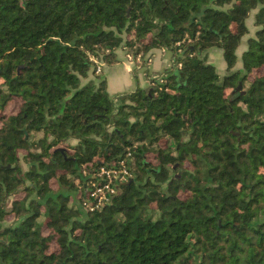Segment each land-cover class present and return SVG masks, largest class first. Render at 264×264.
Instances as JSON below:
<instances>
[{
  "label": "trees",
  "instance_id": "obj_1",
  "mask_svg": "<svg viewBox=\"0 0 264 264\" xmlns=\"http://www.w3.org/2000/svg\"><path fill=\"white\" fill-rule=\"evenodd\" d=\"M155 48L114 101L91 58ZM0 264H264V0H0Z\"/></svg>",
  "mask_w": 264,
  "mask_h": 264
},
{
  "label": "crops",
  "instance_id": "obj_2",
  "mask_svg": "<svg viewBox=\"0 0 264 264\" xmlns=\"http://www.w3.org/2000/svg\"><path fill=\"white\" fill-rule=\"evenodd\" d=\"M167 49H151L149 53L137 59H127L123 52H118L116 61L110 64L102 63L98 74L106 82L107 92L112 98L120 94L134 91L136 88L147 89L151 79L157 77L172 63V55L167 57ZM212 53L210 52L209 56ZM134 64H136L133 68ZM222 64V63H221ZM144 68L143 74L136 76L135 70ZM90 78V77H89Z\"/></svg>",
  "mask_w": 264,
  "mask_h": 264
},
{
  "label": "built area",
  "instance_id": "obj_3",
  "mask_svg": "<svg viewBox=\"0 0 264 264\" xmlns=\"http://www.w3.org/2000/svg\"><path fill=\"white\" fill-rule=\"evenodd\" d=\"M128 59H131L130 55H127ZM93 61L97 64L96 71L101 70V62H98L96 58L92 57ZM129 171L126 168L125 162L120 161L119 166H101L96 174L98 179L92 183L90 197L92 198L89 203H85L90 210L99 207L107 200L108 195L115 191V187L119 181H124L129 176Z\"/></svg>",
  "mask_w": 264,
  "mask_h": 264
},
{
  "label": "rangeland",
  "instance_id": "obj_4",
  "mask_svg": "<svg viewBox=\"0 0 264 264\" xmlns=\"http://www.w3.org/2000/svg\"><path fill=\"white\" fill-rule=\"evenodd\" d=\"M252 13H253V12H252ZM247 27H248V30H249L247 36H249V35H253L254 30H255V26H253V18L251 17V15H250L249 19L247 20ZM247 36H244V37L242 38V40H241V44H240V46H239V48H238V50H237V54H238V56H240L241 51L245 49V41H246V37H247ZM165 55H167V57H170V55H172V53H171V51H169V52L167 51V52L165 53ZM207 60H208L209 63H212V64L215 65V67H216V71L218 72L219 75H222V74L225 72V68H224L223 64H221V63H223V61L221 60V58H220L219 54H217V52H213V53L208 57ZM221 61H222V62H221ZM134 67H135V69H136V64H134L133 68H134ZM168 67H170V65H169ZM168 67H166V68H168ZM235 67H240V61H239V60H238V63L235 65ZM102 68H103V67H102ZM144 71H145L144 68H142V67L138 68L137 70H135L136 76H138V74H143ZM162 72H163V71H162ZM162 72H161V73H162ZM161 73H160V74H161ZM160 74H159V75H160ZM113 100L117 102V101H118V97L113 98ZM13 106H15V105H14V104H11L10 108H12ZM76 195H77V194H76Z\"/></svg>",
  "mask_w": 264,
  "mask_h": 264
},
{
  "label": "water",
  "instance_id": "obj_5",
  "mask_svg": "<svg viewBox=\"0 0 264 264\" xmlns=\"http://www.w3.org/2000/svg\"><path fill=\"white\" fill-rule=\"evenodd\" d=\"M240 86H241V83L239 82L238 83V85L233 89V91H235V90H237V89H239L240 88Z\"/></svg>",
  "mask_w": 264,
  "mask_h": 264
}]
</instances>
